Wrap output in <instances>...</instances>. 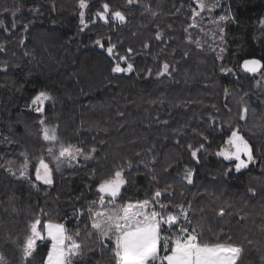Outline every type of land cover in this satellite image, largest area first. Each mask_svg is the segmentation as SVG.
Listing matches in <instances>:
<instances>
[{
	"label": "trees",
	"instance_id": "1",
	"mask_svg": "<svg viewBox=\"0 0 264 264\" xmlns=\"http://www.w3.org/2000/svg\"><path fill=\"white\" fill-rule=\"evenodd\" d=\"M104 2L123 11L127 22L91 23ZM194 7V0H141L132 6L126 0H88L85 19L95 27L81 31L78 0H0V255L6 264H25L19 245L37 218L62 223L72 235L80 232L84 248L73 264H114L111 248L101 249L89 235L88 209L98 202V184L117 169L126 181L118 206L152 200L160 190L168 211L188 209L191 223H181L196 227L205 242L241 246L237 264H264V75L240 66L245 59L264 62V0H219L191 28ZM226 11L232 19L219 22L221 39L212 19ZM98 38L105 48L111 38L133 71L112 73L114 61L95 43ZM189 39L200 40L201 47ZM164 63L169 74L158 77ZM40 90L53 97L43 116L31 110ZM41 118L57 128L60 142L85 152L95 148L94 158L72 160L71 167L65 159L55 171ZM233 130L248 141L255 159L240 171L235 161L216 155ZM189 144L204 145L198 162ZM21 153L39 191L16 178L23 170ZM41 158L53 169L50 186L35 180ZM186 169L192 170V184L182 176ZM50 244L37 240L31 264H44Z\"/></svg>",
	"mask_w": 264,
	"mask_h": 264
},
{
	"label": "snow or ice",
	"instance_id": "2",
	"mask_svg": "<svg viewBox=\"0 0 264 264\" xmlns=\"http://www.w3.org/2000/svg\"><path fill=\"white\" fill-rule=\"evenodd\" d=\"M126 2L127 5L132 6L140 3L141 0H126ZM194 3L195 7L191 9L193 23L189 25L191 28H196L197 18L201 17L205 10L212 12L219 5V0H216L212 5L207 4L206 0H194ZM78 5L81 9L79 16L82 26L81 31H83L89 26V22L85 19L88 0H78ZM6 11L8 10L6 9ZM12 14L15 15V10L12 11ZM231 19L232 14L230 11H226L224 15L219 16L218 21L212 19V23L217 24L221 39H223L224 28L219 22H227ZM99 21H103L106 25L110 23L123 25L127 22V16L119 9L113 11L109 3L104 2L102 10L95 13V18L91 23L94 24ZM260 23L264 25V20H261ZM0 26H3V21H0ZM12 27H16L15 22H13ZM24 28L27 31L28 25L25 24ZM5 30L7 31V29ZM155 35L157 40L162 38L159 30ZM21 43H23V40H21ZM95 43L105 49L109 57H112L114 61L111 68L112 73H130L133 71L134 66L128 62V57L117 55L116 45L111 43V38H109V45L106 48L99 38ZM189 43H195L197 48L201 47L200 40L193 41L189 39ZM145 46L147 47V45ZM3 50V46L0 45V51ZM129 52H131V49H129ZM122 64L127 66L123 67ZM240 66L246 73L264 75V62L260 59H246ZM169 69L170 65L164 63L158 77L169 74ZM222 71L228 73L232 69L222 68ZM52 99L53 97L48 91L40 90L32 97L31 105L34 106L35 112L43 116L45 103ZM240 118L245 119V116L241 115ZM39 123L42 128L43 140L49 145V158L56 162L55 171H61L60 165L65 159L69 161L71 167L70 162L72 160L82 157L85 161H88L94 158L91 153L96 151L95 148H92L91 152H85L79 147L66 145L60 142L57 128L45 126L46 122L43 118L39 120ZM4 141L10 142L8 137H4ZM57 144L59 145L58 154L54 150ZM203 148V144L195 149L191 144L188 145L192 158L197 162L198 152ZM21 155L25 156L23 170L16 178L27 180L33 188L39 191L38 185L31 181L30 174L27 171V155L25 153H21ZM216 155L222 156L225 160L235 161L236 171L247 168L249 163H255L253 151L248 141L237 130L231 132V135L224 141V146L216 152ZM129 166H131L130 163ZM7 171L15 175L11 169H7ZM192 175V170L186 169L184 179L189 184L193 183ZM35 180L44 185L50 186L53 184V169L49 167V163L44 158H41L35 167ZM125 183L126 181L120 169H117L108 178L102 179L97 186L98 202H93V206L88 209L91 221L89 235L97 239L101 249L111 248L114 264H237L243 251L241 246L230 242H205L196 227H184L181 223V219L189 224L191 223L188 209H185L183 205H177L178 212L168 211L167 205L159 199L162 195L160 190L155 191L152 200L145 199L142 202H136V204L118 206L116 200L121 187ZM97 203L98 207L95 206ZM157 205H159L160 211L156 210ZM74 214L76 213L74 212ZM219 214L223 216L224 210L221 209ZM173 229H175L174 232H172ZM45 236L51 242V246L44 264H73V257L79 256L83 252L84 244L77 239L80 236L79 231L72 235L62 223H54L49 220L42 224L41 220L37 218L30 223L24 241L22 245H19L21 259L25 264H31L29 258L33 257L37 240L44 239ZM106 240L111 241L112 245L105 244L104 241ZM0 264H6L2 255H0Z\"/></svg>",
	"mask_w": 264,
	"mask_h": 264
},
{
	"label": "rangeland",
	"instance_id": "3",
	"mask_svg": "<svg viewBox=\"0 0 264 264\" xmlns=\"http://www.w3.org/2000/svg\"><path fill=\"white\" fill-rule=\"evenodd\" d=\"M89 26H92V25H89ZM92 27H95V26H92ZM151 76V75H150ZM149 77V76H148ZM259 79H260V77H259ZM32 111H34V106H32V109H31ZM35 112V111H34ZM37 113V112H36ZM48 127V126H47ZM57 147V149L59 150V146H56ZM221 158H223L222 156H220ZM34 176H35V174H34ZM182 176H184V173H183V175ZM44 239H46V240H48L47 238H46V236H45V238ZM51 243V242H50ZM50 246H51V244H50Z\"/></svg>",
	"mask_w": 264,
	"mask_h": 264
},
{
	"label": "water",
	"instance_id": "4",
	"mask_svg": "<svg viewBox=\"0 0 264 264\" xmlns=\"http://www.w3.org/2000/svg\"><path fill=\"white\" fill-rule=\"evenodd\" d=\"M253 59V58H252ZM256 59V58H255ZM246 60V59H245ZM242 64V63H241ZM242 68V67H241ZM242 70H243V68H242ZM244 71V70H243ZM249 74H251V73H249ZM250 164V163H249Z\"/></svg>",
	"mask_w": 264,
	"mask_h": 264
}]
</instances>
